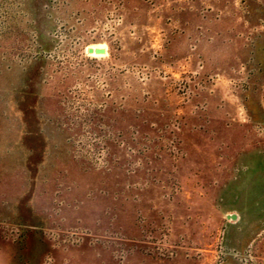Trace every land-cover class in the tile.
<instances>
[{
    "label": "rangeland",
    "instance_id": "rangeland-1",
    "mask_svg": "<svg viewBox=\"0 0 264 264\" xmlns=\"http://www.w3.org/2000/svg\"><path fill=\"white\" fill-rule=\"evenodd\" d=\"M0 264H264V0H0Z\"/></svg>",
    "mask_w": 264,
    "mask_h": 264
},
{
    "label": "water",
    "instance_id": "water-1",
    "mask_svg": "<svg viewBox=\"0 0 264 264\" xmlns=\"http://www.w3.org/2000/svg\"><path fill=\"white\" fill-rule=\"evenodd\" d=\"M90 51H94V52H96V53H103L104 52V50L103 49H97V48H95V49H89Z\"/></svg>",
    "mask_w": 264,
    "mask_h": 264
}]
</instances>
